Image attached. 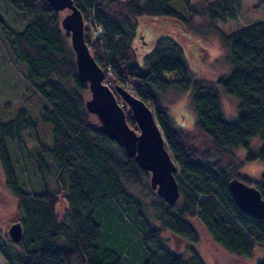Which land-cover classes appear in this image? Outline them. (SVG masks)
<instances>
[{
	"label": "trees",
	"instance_id": "1",
	"mask_svg": "<svg viewBox=\"0 0 264 264\" xmlns=\"http://www.w3.org/2000/svg\"><path fill=\"white\" fill-rule=\"evenodd\" d=\"M72 1L82 14L84 40L103 70L102 81L124 108L128 124L138 131L116 87L152 108L177 167L179 196L171 205L160 198L150 187V172L108 138L97 117L86 110L88 85L77 74L59 11L46 0H10L28 21L16 30L0 16L2 40L6 51L22 65L23 79L46 104L39 118L50 128L51 144L37 140L28 148L22 129L35 124L23 121L22 109L0 122V165L5 187L16 199L15 220L22 227L18 242L0 238V254L7 264H124L127 243L116 249L109 242L120 243L127 233L137 237V254L143 256L137 257L139 264H206L197 248L190 245L182 254L163 235L168 232L197 242L191 218L231 255L249 257L256 245L264 252V219L241 210L228 188V182L237 177L257 188L264 200V169L256 179L241 171L244 161L264 163V16L220 32L229 70L217 82L238 100L237 114L228 120L216 86L190 75L183 49L173 38L159 37L144 55L145 66L137 62V18L181 17L170 5L172 0ZM183 1L194 10L189 0ZM257 4L263 5L264 0ZM239 9V0H204L197 12L207 21L225 22L235 20ZM168 89L191 91L195 112L191 129L178 127L170 116L161 97ZM252 138L260 139L257 147L249 146ZM6 140L22 149L41 181L52 177L55 188L26 189L17 179ZM239 148H245L242 157L235 152ZM138 184L147 186L155 197L150 205L156 224L145 217L136 196L140 192L131 190ZM58 193L65 203L61 214L56 210ZM118 215L133 220L117 230L114 217ZM106 220L101 240L100 223ZM255 264H264V257Z\"/></svg>",
	"mask_w": 264,
	"mask_h": 264
},
{
	"label": "rangeland",
	"instance_id": "2",
	"mask_svg": "<svg viewBox=\"0 0 264 264\" xmlns=\"http://www.w3.org/2000/svg\"><path fill=\"white\" fill-rule=\"evenodd\" d=\"M239 2L240 9L237 18L235 20H226L225 22L220 20H214L212 22L209 19L207 21L201 17L197 10L202 6L204 0H189V4L194 10L188 7L183 0H172L170 5L181 14L179 18L148 15L138 17L136 20L137 47L135 48L138 64L140 66H145L144 55L153 48L156 39L162 36L173 38L183 49L190 75L207 84L216 86L220 92L224 116L228 120L234 119L238 111V100L235 96L226 94L217 82L218 78L226 74L229 70L227 48L222 44L220 32L225 33L243 27L264 16V4H257V0H239ZM69 12V9L60 10V20ZM0 16L7 24L16 30L22 29L28 21L26 15L12 7L10 0H0ZM2 39L3 36L0 31V122L14 118L19 110L22 109L23 114H21V118H23V121H31L35 124L34 127L25 126L22 129V133L26 136L28 148L33 146L37 140L46 144H51L50 128L48 124L41 121L39 118V114L46 104L40 96L34 93L30 85L23 79L22 65L16 62L12 58V55L7 52L8 50L5 48ZM161 97L175 124L183 129H191L195 119V112L191 101V91L168 89L161 92ZM260 142L259 138H252L249 142V146L257 147ZM6 145L10 159L15 168L17 179L20 183L24 184L26 189L42 191L45 187L50 190L55 188L52 177H45L44 181H41L36 176L32 165L25 159L22 149L19 148L15 142L6 140ZM244 151L245 148L235 150L236 154L240 157L244 155ZM263 169V161L255 159L252 161H244L241 171L249 177L256 179ZM132 189L135 192H140L139 196H136L143 204V211L147 220L150 224H156L157 222L151 219V217H153V210L150 203L155 202L153 193L147 186L145 187L144 184L132 186L131 190ZM64 207L65 203L63 197L58 193V204L56 207L58 214L62 213ZM16 215V199L5 187L4 174L0 165L1 239L10 240L7 231L9 226L16 222ZM114 218L115 223L118 221L116 223L118 224L117 230L128 225L133 220V217H127L126 215H123L122 218L119 215ZM190 222L198 232L199 240L197 242L181 239L168 232L163 234L175 251L187 254L188 246H194L200 252L206 264H255L256 260L264 257L263 249L258 245L254 247L249 257L231 255L212 242L207 232L195 218H191ZM100 224L101 240H103V227L107 224V220ZM124 242L127 243V248L129 250L128 260L123 263L139 264L141 260H137V257L141 259L143 256L142 253L137 254V237L135 233H127L120 243L116 241L114 245L112 239V243L109 242V244L119 249ZM0 264H7L1 254Z\"/></svg>",
	"mask_w": 264,
	"mask_h": 264
},
{
	"label": "water",
	"instance_id": "3",
	"mask_svg": "<svg viewBox=\"0 0 264 264\" xmlns=\"http://www.w3.org/2000/svg\"><path fill=\"white\" fill-rule=\"evenodd\" d=\"M57 11L69 9L60 26L69 33L77 74L88 85L89 96L84 100L86 110L95 115L100 130L114 140L128 156H133L140 168L150 172L149 184L167 204L175 203L179 196L174 176L177 170L166 146L162 131L152 108L126 89L116 87L128 106L138 131L126 121L124 108L116 100L111 88L103 83L104 73L92 57L84 40V21L72 0H46ZM228 188L238 207L248 214L264 219V200L257 188L237 177L228 182ZM13 242L22 236L19 222L12 223L7 231Z\"/></svg>",
	"mask_w": 264,
	"mask_h": 264
}]
</instances>
